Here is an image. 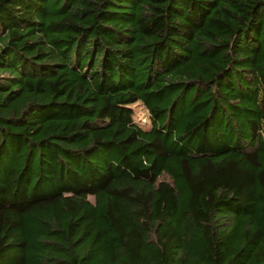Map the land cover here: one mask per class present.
I'll return each instance as SVG.
<instances>
[{"label":"trees","instance_id":"trees-1","mask_svg":"<svg viewBox=\"0 0 264 264\" xmlns=\"http://www.w3.org/2000/svg\"><path fill=\"white\" fill-rule=\"evenodd\" d=\"M0 264H264V0H0Z\"/></svg>","mask_w":264,"mask_h":264},{"label":"rangeland","instance_id":"rangeland-1","mask_svg":"<svg viewBox=\"0 0 264 264\" xmlns=\"http://www.w3.org/2000/svg\"><path fill=\"white\" fill-rule=\"evenodd\" d=\"M134 111H135V116L138 120L144 123L147 122V112L140 105H135Z\"/></svg>","mask_w":264,"mask_h":264}]
</instances>
